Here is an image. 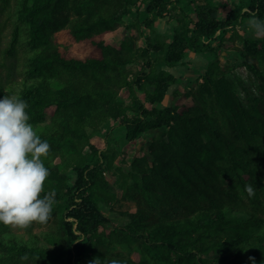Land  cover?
<instances>
[{
  "label": "trees",
  "instance_id": "16d2710c",
  "mask_svg": "<svg viewBox=\"0 0 264 264\" xmlns=\"http://www.w3.org/2000/svg\"><path fill=\"white\" fill-rule=\"evenodd\" d=\"M253 16L264 21V0H0V98L27 102L50 145L41 197L56 192L46 224L0 223V264H264V38L243 33ZM166 18L171 36L154 29ZM61 31L101 55H66ZM190 53L208 62L181 82L168 69ZM239 67L250 85L232 78ZM170 91L193 104L163 105ZM121 138L138 144L131 157Z\"/></svg>",
  "mask_w": 264,
  "mask_h": 264
},
{
  "label": "clouds",
  "instance_id": "9594fccd",
  "mask_svg": "<svg viewBox=\"0 0 264 264\" xmlns=\"http://www.w3.org/2000/svg\"><path fill=\"white\" fill-rule=\"evenodd\" d=\"M249 29L264 38V21L255 16L248 20ZM28 104L15 95L0 98V223L26 229L33 223L46 224L52 218L56 203L54 189L44 192L49 169L42 157L50 153V145L42 141L29 123ZM249 197L254 188L245 185ZM28 260L27 254L20 258ZM92 264H123L118 259H94Z\"/></svg>",
  "mask_w": 264,
  "mask_h": 264
},
{
  "label": "rangeland",
  "instance_id": "374dc122",
  "mask_svg": "<svg viewBox=\"0 0 264 264\" xmlns=\"http://www.w3.org/2000/svg\"><path fill=\"white\" fill-rule=\"evenodd\" d=\"M237 1L238 0H220V4L223 8L224 7L230 8L231 5ZM173 24H174L173 22H169L168 18H166V19L157 21L154 24V29L158 33L171 36ZM243 33L246 36L256 37L254 35L253 30L249 29L248 21L245 22V29ZM126 34H127L126 29L124 27H121L116 32L107 33L103 37V39L105 40L107 44L118 47L120 45L122 38ZM97 39H100V37H98ZM55 42L60 46L62 51L68 56H75L78 58H87L90 56H100L101 55V51L97 49L95 46H93V44L90 41H76L69 34L68 31H61L57 33L55 36ZM221 60H222V63H225V64L226 63L235 64L239 62L238 57L235 55H232L229 58H221ZM207 62H208V57L199 56V55L190 53L185 59L184 65H180L177 68L168 69V70L172 72L175 76L179 77L182 82L184 80H191V79L197 78V76L203 70ZM232 78L238 84H239V81H242L244 86L250 85L249 72L247 71L245 67H239L237 71L233 74ZM181 90H183V87H181ZM126 97H127V94L123 93L122 98L126 99ZM172 102L179 106L180 111L183 109V107L190 106L193 104V101L187 98H181L179 100H175L173 95H171V91H170V94L168 95V97H166L163 105H168ZM120 144L122 148L127 151V153L129 154V157L134 155L135 149L138 147V144L134 142L125 144L122 138L120 139ZM109 180H110V191L116 192L118 197H121L122 192L118 188L117 184L110 177H109ZM131 208L132 206L127 203H122V206L117 207V209H120V210H127ZM112 217L113 219H115V222L123 223V219H121L118 215L113 214ZM12 230L17 234H25V229H18V228L12 227ZM34 230L35 232L39 231L38 228H35Z\"/></svg>",
  "mask_w": 264,
  "mask_h": 264
}]
</instances>
